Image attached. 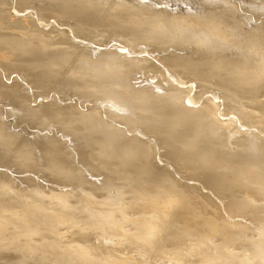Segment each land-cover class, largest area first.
Listing matches in <instances>:
<instances>
[{
    "label": "rangeland",
    "instance_id": "obj_1",
    "mask_svg": "<svg viewBox=\"0 0 264 264\" xmlns=\"http://www.w3.org/2000/svg\"><path fill=\"white\" fill-rule=\"evenodd\" d=\"M161 261L264 264V0H0V264Z\"/></svg>",
    "mask_w": 264,
    "mask_h": 264
},
{
    "label": "bare ground",
    "instance_id": "obj_2",
    "mask_svg": "<svg viewBox=\"0 0 264 264\" xmlns=\"http://www.w3.org/2000/svg\"><path fill=\"white\" fill-rule=\"evenodd\" d=\"M118 23V22H117ZM123 23V22H122ZM135 26V25H134ZM31 67H33V65L31 64L30 65ZM95 71V70H94ZM96 73V72H95ZM222 81V80H221ZM226 81V80H225ZM57 205H60V204H57ZM54 206H55V204H54ZM22 207L24 208V209H26L25 208V206H18L17 208L18 209H22ZM56 207H58V206H56ZM33 210H37V209H54V207H50V205H49V207H47L45 204H38V205H35L34 203L32 204V207H31ZM56 210V209H55ZM55 210H54V212H55ZM1 219H3L4 221H5V215L4 214H2V217H1ZM50 220H54V219H52V218H49ZM73 219H75V221H76V218H71V220L70 221H72ZM56 220H59L58 218H56ZM55 220V221H56ZM80 220V219H79ZM78 220V221H79ZM47 224H53V222H47ZM205 233V235H202V236H200V238L198 239L199 240V242L201 243H199L200 244V248L199 249H202L203 248V246L206 244L207 245V243H212L211 241V237L210 236H208L207 234H206V232H204ZM156 235V233H150V239H152L153 240V237ZM153 236V237H152ZM209 245V244H208ZM212 245H213V243H212ZM211 245V246H212ZM35 246H37V244H35ZM39 247V246H38ZM210 247V246H209ZM211 248V247H210ZM83 249V250H82ZM195 249H197V248H194V250ZM208 250V249H207ZM78 251H85L86 253H82V255L81 254H79V253H77L78 254V256L76 257V259H78V260H81V261H83V260H86V258L85 257H87V256H89V255H92L93 253H95V252H97V251H99L96 247H91V246H87L86 244L85 245H80V249L78 248ZM191 251V252H190ZM189 252H190V256L188 257V258H191V254H192V249L190 250ZM105 254H102L101 255V257H100V260H101V262H103V263H111V262H114V261H118V259H114V257H112L113 255H114V253H112L110 250L108 251V250H105ZM204 252V251H203ZM90 253H92V254H90ZM196 253V252H195ZM112 255V256H111ZM174 255H176V257H177V253L176 252H173L172 251V253H170V254H168V255H166L167 257H166V259L167 258H171L172 256H174ZM194 255H196V254H194ZM110 256V257H109ZM115 256V255H114ZM198 256V255H197ZM201 256L202 255H199V258H201ZM192 257H194V256H192ZM104 258V259H103ZM173 258H175V257H173ZM195 258H197V257H195ZM199 258H197V259H199ZM114 260V261H113ZM164 260V259H163ZM168 260V259H167ZM170 260V259H169ZM200 260V259H199ZM105 261V262H104ZM195 261H197V262H200V261H198V260H195ZM194 261V262H195ZM161 262H163V261H161ZM167 262V261H166ZM169 262V261H168ZM164 263V262H163ZM170 263H172V262H170ZM165 264V263H164ZM169 264V263H168ZM175 264V263H174Z\"/></svg>",
    "mask_w": 264,
    "mask_h": 264
}]
</instances>
